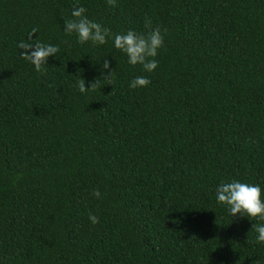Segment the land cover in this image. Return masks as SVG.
I'll return each mask as SVG.
<instances>
[{
  "label": "trees",
  "instance_id": "trees-1",
  "mask_svg": "<svg viewBox=\"0 0 264 264\" xmlns=\"http://www.w3.org/2000/svg\"><path fill=\"white\" fill-rule=\"evenodd\" d=\"M116 5L0 0V264H264L259 221L215 197L233 180L264 191V0ZM80 6L114 34L166 29L158 68L67 35ZM33 28L60 48L43 73L17 46ZM105 58L112 85L80 93Z\"/></svg>",
  "mask_w": 264,
  "mask_h": 264
},
{
  "label": "clouds",
  "instance_id": "clouds-1",
  "mask_svg": "<svg viewBox=\"0 0 264 264\" xmlns=\"http://www.w3.org/2000/svg\"><path fill=\"white\" fill-rule=\"evenodd\" d=\"M111 7H116V0H107ZM86 8L75 7L71 13L72 19L65 20L64 31L67 35L76 34L78 42L81 45L91 43L92 46H102L112 39L114 47L128 58V63L132 66H141L143 71L152 73L158 68L157 57L160 51L165 47L166 29L160 26L153 27L150 17H145L146 34H138L134 30H128L126 33H113L108 27L101 23L90 20L86 14ZM39 32L38 28H33L28 34L29 42H19L18 48L21 49V57L35 67L36 72L43 73L52 56H57L60 52L59 46L45 44L37 39L32 40ZM102 80L97 79L91 82L90 87H86V81L82 78L77 79L76 86L82 94L102 88V85H112L115 78V71L111 70L110 61L105 58L102 64ZM151 81L144 76H137L131 82V89L146 88ZM93 195L100 197L98 189L93 191ZM215 197L220 205L227 208L232 217H247L250 220H257L252 231L257 233L255 242L264 244V191L255 184H249L233 180L231 182H222L216 189ZM89 220L93 224H98V218L89 213ZM251 231V232H252ZM250 235V234H249ZM248 243H252L248 239ZM258 264V262H257Z\"/></svg>",
  "mask_w": 264,
  "mask_h": 264
}]
</instances>
